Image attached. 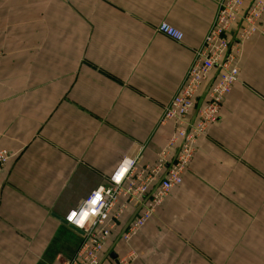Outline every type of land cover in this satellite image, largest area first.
I'll return each mask as SVG.
<instances>
[{"label": "crops", "instance_id": "1", "mask_svg": "<svg viewBox=\"0 0 264 264\" xmlns=\"http://www.w3.org/2000/svg\"><path fill=\"white\" fill-rule=\"evenodd\" d=\"M220 1L0 0V150L12 155L0 173V264L72 259L83 238L59 218L123 159L156 162L174 132L164 111ZM161 22L184 41L160 34ZM239 48L240 81L183 184L128 243L126 214L108 245L114 259L264 264V35Z\"/></svg>", "mask_w": 264, "mask_h": 264}, {"label": "built area", "instance_id": "2", "mask_svg": "<svg viewBox=\"0 0 264 264\" xmlns=\"http://www.w3.org/2000/svg\"><path fill=\"white\" fill-rule=\"evenodd\" d=\"M238 45L231 41L236 31ZM158 32L181 43L185 34L161 22ZM256 34L264 35V0H221L212 28L196 49L195 59L184 84L166 107L161 124H172L173 134L153 165L142 164V155L123 159L107 178L64 220L68 227L82 232L83 243L77 254L61 264H132V258L114 259L108 245L126 214L134 219L123 230L121 239L130 242L156 215L171 192L183 184L195 159L198 142L220 120L224 99L239 82L241 50ZM3 53L0 51V60ZM209 83L204 102L201 90ZM194 118L193 113L196 111ZM12 155L0 150V173Z\"/></svg>", "mask_w": 264, "mask_h": 264}, {"label": "water", "instance_id": "3", "mask_svg": "<svg viewBox=\"0 0 264 264\" xmlns=\"http://www.w3.org/2000/svg\"><path fill=\"white\" fill-rule=\"evenodd\" d=\"M59 220L64 224V225H66L67 226V224H66V222H65V220H64V218H59ZM72 230H74V231H76L77 233H79V234H81L82 235V232H80V231H78V230H76V229H74V228H72V227H70Z\"/></svg>", "mask_w": 264, "mask_h": 264}, {"label": "bare ground", "instance_id": "4", "mask_svg": "<svg viewBox=\"0 0 264 264\" xmlns=\"http://www.w3.org/2000/svg\"><path fill=\"white\" fill-rule=\"evenodd\" d=\"M240 81V80H239ZM207 87V86H206ZM205 91V90H204Z\"/></svg>", "mask_w": 264, "mask_h": 264}]
</instances>
